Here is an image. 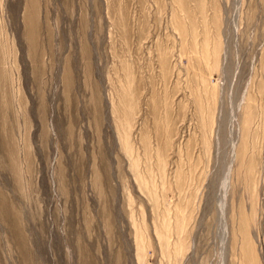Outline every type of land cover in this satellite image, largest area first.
<instances>
[{
    "label": "rangeland",
    "instance_id": "rangeland-1",
    "mask_svg": "<svg viewBox=\"0 0 264 264\" xmlns=\"http://www.w3.org/2000/svg\"><path fill=\"white\" fill-rule=\"evenodd\" d=\"M4 51L0 264H264V0H0Z\"/></svg>",
    "mask_w": 264,
    "mask_h": 264
},
{
    "label": "bare ground",
    "instance_id": "bare-ground-1",
    "mask_svg": "<svg viewBox=\"0 0 264 264\" xmlns=\"http://www.w3.org/2000/svg\"><path fill=\"white\" fill-rule=\"evenodd\" d=\"M4 14H6L5 12H4V10L2 11V15H4ZM5 17V16H4ZM5 52V51H4ZM9 53V52H8ZM8 53H6L5 52V54H3V56H2V58H0V62L1 61H3L4 60V58H5V60H6V55H7V58L9 57V54ZM212 93H213V101L215 102V101H217V97H216V91L214 92V91H212V90H210ZM129 110V109H128ZM132 115H133V113H132V111L130 110V113L128 112V114H127V116H126V119H125V122L127 123V129L125 130V134H124V136H125V148L127 149V151H128V154H130L129 152L131 151V147H130V125H131V123H132ZM247 122V121H246ZM209 145V144H208ZM244 145V144H243ZM248 145V144H247ZM246 149V148H245ZM243 152V151H242ZM133 153V152H132ZM131 153V154H132ZM242 155L244 156L245 154L244 153H242L241 155L240 154H238V157H242ZM131 157H132V155H130ZM239 158V159H241L240 161H241V165H242V167H244L245 165H246V163H245V158ZM166 163V162H165ZM135 165L136 166H138V164H137V162H135ZM134 166V165H133ZM136 169H137V167H136ZM139 179L144 183V177H142V176H140L139 177ZM153 185H154V183H153ZM159 197V196H158ZM161 198V197H160ZM164 198V197H163ZM159 199H157V202H159L160 200H162V199H160L159 201H158ZM165 200V199H164ZM156 202V203H157ZM163 202H165V201H163ZM167 203V202H166ZM167 205L169 206V204L167 203ZM165 207V206H164ZM170 207V206H169ZM166 208H167V206H166ZM168 211V213H170L171 211H170V209L169 210H167ZM179 212H181V211H179ZM167 213V214H168ZM165 214V213H164ZM183 215H181L180 216V214H179V219H177V223L179 222V225H180V223L182 224H184V223H186L185 222V217H184V213H182ZM165 218L167 219V217L165 216ZM164 218V219H165ZM165 219V220H166ZM180 220V221H179ZM166 222V221H165ZM166 224H167V222H166ZM183 224H182V226H183ZM178 225V224H177ZM167 226H168V224H167ZM169 227V226H168ZM179 227V226H178ZM181 227V226H180ZM165 228H166V225H165ZM164 228V229H165ZM170 228V227H169ZM169 228H167V229H169ZM166 230V229H165ZM182 230V229H181ZM166 232V231H165ZM163 233H164V231L162 232V235H163ZM167 233V232H166ZM165 233V234H166ZM167 235H168V233H167ZM159 236H160V234H159ZM162 237V236H161ZM164 237H168V236H166V235H164ZM164 237H162V238H164ZM161 240V239H160ZM164 241L166 240V239H163ZM137 241H138V249H139V259H140V261L141 262H143V260L145 259L144 258V251H143V248L145 247V244H144V242H143V240L141 239V237H138V239H137ZM182 249V248H181Z\"/></svg>",
    "mask_w": 264,
    "mask_h": 264
}]
</instances>
